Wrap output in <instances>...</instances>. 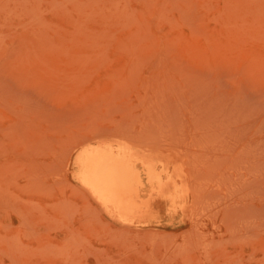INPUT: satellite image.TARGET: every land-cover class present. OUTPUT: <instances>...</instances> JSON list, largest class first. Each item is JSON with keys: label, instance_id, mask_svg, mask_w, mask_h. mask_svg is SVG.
Listing matches in <instances>:
<instances>
[{"label": "rangeland", "instance_id": "374dc122", "mask_svg": "<svg viewBox=\"0 0 264 264\" xmlns=\"http://www.w3.org/2000/svg\"><path fill=\"white\" fill-rule=\"evenodd\" d=\"M0 264H264V0H0Z\"/></svg>", "mask_w": 264, "mask_h": 264}, {"label": "bare ground", "instance_id": "6f19581e", "mask_svg": "<svg viewBox=\"0 0 264 264\" xmlns=\"http://www.w3.org/2000/svg\"><path fill=\"white\" fill-rule=\"evenodd\" d=\"M117 153L105 151L90 157L87 167L88 183L90 188L117 207L119 212L126 213V206L128 207L133 199L142 194L140 184H142L143 176L139 167L134 165L135 163H130L132 159L129 162Z\"/></svg>", "mask_w": 264, "mask_h": 264}]
</instances>
